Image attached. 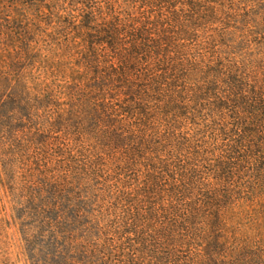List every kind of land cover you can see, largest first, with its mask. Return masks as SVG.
I'll list each match as a JSON object with an SVG mask.
<instances>
[{
    "label": "trees",
    "instance_id": "obj_1",
    "mask_svg": "<svg viewBox=\"0 0 264 264\" xmlns=\"http://www.w3.org/2000/svg\"><path fill=\"white\" fill-rule=\"evenodd\" d=\"M239 2L0 0V34L28 41L26 50H14L7 56L15 58L0 63L32 61L53 125L69 118L79 129L83 123V130L92 120L94 137L125 141L116 150L121 164L113 170V183L95 160L78 170L69 166L67 180L54 182L47 234L54 252L64 256L78 247L90 256L94 241L109 240L112 226L120 225L133 235L134 245L161 264H206L210 258L234 264L238 253L263 257L264 217L240 224L237 212L215 203L216 190L208 182L226 184L233 159L241 160L250 148L264 149V65L241 75V63L218 47L226 46L227 29L241 23ZM248 14L243 9V16ZM261 15L255 22L261 30L251 20L246 26L260 51ZM36 35L48 54L31 52L28 37ZM196 121L197 133L178 130ZM131 170L137 176L126 185ZM97 185L112 202L96 206L104 201L97 192L89 196ZM90 197L97 199L92 203ZM250 211L254 208L245 213ZM70 224L80 227L72 231L83 232L80 242L68 232ZM136 246L126 248L130 256Z\"/></svg>",
    "mask_w": 264,
    "mask_h": 264
},
{
    "label": "rangeland",
    "instance_id": "obj_2",
    "mask_svg": "<svg viewBox=\"0 0 264 264\" xmlns=\"http://www.w3.org/2000/svg\"><path fill=\"white\" fill-rule=\"evenodd\" d=\"M239 3H241V23L236 22L232 25L234 27L227 29L222 38V43L226 46L218 47L232 62L241 63V75L249 76L264 65V49L260 51L254 41V35L249 34L246 26L248 20H251V26L261 30L255 22L263 16L261 14L264 12V0H240ZM243 9L249 11L247 17L243 16ZM31 13L29 11L28 16ZM248 28L255 30L254 27ZM39 36L41 35L28 37L29 40L32 38L30 47L34 49L31 52L48 54V47L39 41L41 38ZM22 40L16 36L9 38L0 34V60H12L17 56L11 57L10 53L14 50H26L28 41L22 42ZM8 54L11 56L8 57ZM31 62L0 63V264H85L87 259L90 262L88 264L158 263L151 259L152 254L145 253L134 245L133 235L120 225L112 226L110 229L112 232L107 233L106 236L110 239L105 240L106 243L103 242V238L94 241L90 247L94 253L90 256L82 254L78 247L73 253L66 252L64 256L49 247L50 238L47 234L54 218L51 207L54 182L62 183L67 180L65 174L69 166L78 170L82 164H89V161L95 160L105 174L110 175L108 184L113 183V170L121 164L116 159L119 157L116 150L123 146L125 141L116 135L109 136V139L98 135L94 137L92 120L84 123L83 130H81L83 123L79 129L69 118L56 126L53 125L55 122L51 117L49 100L44 95L42 86H39L35 79L39 73L30 67ZM86 109L84 108L88 113ZM196 123L198 125L183 124L178 130L187 135L195 134L201 128L199 126L201 123L198 121ZM78 133H81V137ZM250 152L247 154L241 152V160L233 159V175L226 184H217L214 180L208 179L210 186L216 190L215 203L221 209H233L237 212V221L240 224L241 220L252 222L256 216L264 217V149L250 148ZM259 156L261 160L258 159ZM136 170H131L133 172L131 174L126 173L127 177L123 179V181L127 180L126 185L129 184V177L130 180L135 179ZM79 176L76 175V181L82 182ZM122 186L124 182L119 188L122 189ZM96 187L98 190H89V196L97 192L98 197L104 200L97 202L96 206L103 205L102 202L106 204L108 201H113L111 196L102 194L101 185ZM90 198L92 203L97 199ZM90 201L87 203L89 208ZM249 207L254 208V211L246 214L245 210ZM94 208L98 210L97 207ZM110 219L112 218L108 217L106 220ZM262 225L264 227V220ZM75 228L80 227L70 224L68 232H74L73 235L80 242L83 232L72 231ZM108 229L106 228L105 232H109ZM262 232L264 235V229ZM130 246H136L135 255H129L130 252L126 248ZM261 246L264 249V242ZM46 253H49V256ZM54 254L58 255L55 260H53ZM162 255L161 253V258ZM243 255L236 254L234 264H264V253L261 254L263 256L261 258L254 257L253 254L246 258L245 254ZM80 260L81 262H78ZM204 261L206 264H224L214 258ZM158 264H161L160 260Z\"/></svg>",
    "mask_w": 264,
    "mask_h": 264
}]
</instances>
